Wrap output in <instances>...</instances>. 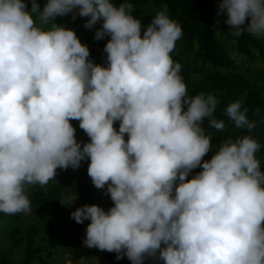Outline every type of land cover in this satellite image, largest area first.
<instances>
[{
    "label": "clouds",
    "instance_id": "1",
    "mask_svg": "<svg viewBox=\"0 0 264 264\" xmlns=\"http://www.w3.org/2000/svg\"><path fill=\"white\" fill-rule=\"evenodd\" d=\"M132 12L127 0H47L42 9L36 0H0V212H31L29 186L43 187L57 168L78 169L87 158L93 185L113 203L70 213L78 224L90 221L88 248L123 253L131 264L157 253L163 264H264L255 122L240 100L228 104L225 115L248 134L213 151L203 123L220 131L225 123L214 116L216 97L190 95L172 59L181 26L166 8L146 27ZM69 13L88 17L89 30L101 22L94 39L110 37L106 65L89 60L76 33L54 22ZM217 15L233 36L264 38V0H218ZM71 120L90 142L76 140Z\"/></svg>",
    "mask_w": 264,
    "mask_h": 264
},
{
    "label": "trees",
    "instance_id": "2",
    "mask_svg": "<svg viewBox=\"0 0 264 264\" xmlns=\"http://www.w3.org/2000/svg\"><path fill=\"white\" fill-rule=\"evenodd\" d=\"M42 9L47 0H36ZM122 0H114L117 5ZM133 5L132 15L141 21L142 27H146L157 11L167 9L171 19L175 20L182 28V37L176 42L175 50L171 53L172 59L181 65L180 75L186 84L190 95L204 93L211 94L217 99V107L214 116L223 120V131L209 127L207 119L203 123L206 134H211L213 151L229 136L248 134L246 128L238 129L234 122L225 115L228 104L240 100L242 109L246 108L247 118L255 122L256 127L251 135L261 145L258 154L264 155V38H257L246 32L240 37L233 36L231 28L225 23L226 16H218V0H127ZM31 4H28L30 10ZM75 11V10H74ZM88 17H80L77 21L69 13L63 17H56L54 22L66 28L72 29L80 42L89 49V57L93 63L106 65V53L104 45L110 38L94 39L95 30L101 27L98 22L93 29L84 27ZM248 20L245 21V26ZM255 78L249 76L253 67ZM244 67V70L241 69ZM75 128V138L81 144L90 142V138L79 128V122L71 120ZM118 130L119 122L114 123ZM124 139L127 140V134ZM213 152L210 150L203 160H209ZM90 161L85 158L80 162L78 169L69 166L67 169H56L55 179L43 187L30 186L31 195L28 197L31 208L46 209L49 214L40 223L25 224V236L20 235L19 224L9 225V237L11 247L0 250V264H16L12 259L13 249L25 240L21 264H47L49 254L57 251L58 244L62 247L71 245L69 249L75 259L88 261L93 255H101L105 264H131L126 256L117 259V253L101 251L95 247L88 248L79 234L86 231L90 221L78 224L74 220L70 223L69 234L71 237L59 235L57 226L69 218V206L61 204V200L75 192L78 205H98L107 211L113 206L112 201L99 202L93 195L97 189L87 174ZM263 166V163H261ZM260 166V168H261ZM201 171L199 167L193 169L188 179ZM22 213L14 214L18 217ZM15 219V218H14ZM65 251V250H64ZM63 251V252H64ZM163 264L156 256L144 257L143 263Z\"/></svg>",
    "mask_w": 264,
    "mask_h": 264
},
{
    "label": "rangeland",
    "instance_id": "3",
    "mask_svg": "<svg viewBox=\"0 0 264 264\" xmlns=\"http://www.w3.org/2000/svg\"><path fill=\"white\" fill-rule=\"evenodd\" d=\"M77 11V10H75ZM80 18V16L77 14L75 21H77ZM257 68V66L253 67V70L249 72V76L252 78H255L254 70ZM242 70H244V67H241ZM255 81L260 82L259 78H255ZM257 158L260 160L261 163H263V166H261L260 170L264 172V155L263 154H256ZM262 165V164H261ZM28 197L31 195L30 192V186L27 189ZM71 194V193H69ZM94 197L101 203L110 201V197L106 192L105 189L97 190L95 193H93ZM78 205V199L76 198L75 201L69 206V218L60 223L57 226V230L59 235H63L64 237H71L69 234L70 231V223L72 222L70 213L74 211ZM49 214V212L46 209L42 208H32V211L29 213H22L18 217H14L13 215H8L0 212V250H5L11 247V241L9 237V225L13 226L14 224H19L21 226L20 235L24 238L25 236V224L28 223H40L43 221V219ZM15 218V219H14ZM80 238L83 239L85 237V231L82 230L79 234ZM72 238V237H71ZM24 244L25 240L23 239L20 245L16 246L13 249V253L11 256V259L16 264H21V258L24 251ZM72 246H65L62 247L61 244H58L57 251H54L53 253L49 254V261L47 264H105L104 260L101 258V255H93L92 258H90L88 261L84 259H75L72 257L71 253L69 252V249ZM65 250V251H64ZM64 251V252H63ZM33 264H40V263H33ZM147 264V263H143Z\"/></svg>",
    "mask_w": 264,
    "mask_h": 264
}]
</instances>
